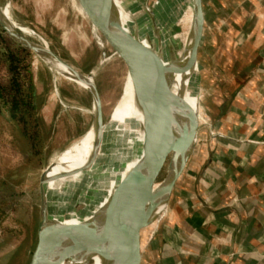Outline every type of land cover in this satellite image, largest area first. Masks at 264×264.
<instances>
[{
    "label": "crops",
    "instance_id": "crops-1",
    "mask_svg": "<svg viewBox=\"0 0 264 264\" xmlns=\"http://www.w3.org/2000/svg\"><path fill=\"white\" fill-rule=\"evenodd\" d=\"M201 5L196 143L140 264H264V0Z\"/></svg>",
    "mask_w": 264,
    "mask_h": 264
},
{
    "label": "rangeland",
    "instance_id": "rangeland-1",
    "mask_svg": "<svg viewBox=\"0 0 264 264\" xmlns=\"http://www.w3.org/2000/svg\"><path fill=\"white\" fill-rule=\"evenodd\" d=\"M146 1L152 5L154 0ZM116 2L122 10L119 0ZM0 7H7L12 22L17 25L16 30L24 37L48 47L75 70L91 76L99 93L105 124L118 105L129 77L126 65L93 29L78 0H0ZM190 9L184 3L181 11L164 24L162 32L172 57L185 44ZM0 29L3 30L1 26ZM208 32L212 36L223 35L224 30H206L203 36H208ZM6 52L5 45L0 42V80L3 82L8 78ZM29 63L35 110L33 116L27 118V130L34 138L29 139L22 133L21 125L12 118L6 106L0 108V264L29 263L37 242L40 175L84 135L95 120L94 99L88 89L57 71L54 64L33 51ZM109 152L110 145L105 142L97 160V170H102ZM61 159L66 160L65 155ZM167 167L168 161L159 172L156 184L166 177ZM140 190L137 188V194ZM94 195L90 191L85 203L77 204L74 210L80 212L85 204H95L99 198ZM50 198L48 214L58 202L55 197ZM92 216L98 220L108 218L101 213ZM140 245L142 247V243ZM92 261L84 264H94Z\"/></svg>",
    "mask_w": 264,
    "mask_h": 264
},
{
    "label": "water",
    "instance_id": "water-1",
    "mask_svg": "<svg viewBox=\"0 0 264 264\" xmlns=\"http://www.w3.org/2000/svg\"><path fill=\"white\" fill-rule=\"evenodd\" d=\"M84 15L104 39L106 44L124 62L131 84L133 99L140 107L143 120L151 136L163 148L165 156L149 178L142 202L132 206H122L118 212L106 219L94 216L72 225L60 236L52 237L47 199L44 184L50 171L49 164L41 173L39 180L40 206L37 227V242L28 264H84L94 256L106 263H118L133 257L132 264H140L141 240L157 229L167 213L174 189L184 172L196 143L198 123L193 115L186 114L169 100L170 85L164 89L156 75H148L135 65L137 48L133 36L123 25L114 0H78ZM0 26L18 43L38 56L55 60L70 72V77L80 83L91 79L83 75L69 63L60 58L48 47L33 43L16 26L4 17L0 7ZM203 12L201 0H192V15L186 41L180 56L173 63L178 68L186 61L189 68L197 66V50L202 36ZM105 55V50L102 51ZM185 64V63H184ZM86 89L93 95L95 120L92 126L95 136L100 135L103 114L99 93L92 83ZM168 161L166 180L170 177L165 191L155 190L157 176L164 163ZM140 171H131L114 198V206L120 207L136 184L142 185ZM162 180V181H163ZM153 188V189H152ZM93 262V261H92Z\"/></svg>",
    "mask_w": 264,
    "mask_h": 264
},
{
    "label": "bare ground",
    "instance_id": "bare-ground-1",
    "mask_svg": "<svg viewBox=\"0 0 264 264\" xmlns=\"http://www.w3.org/2000/svg\"><path fill=\"white\" fill-rule=\"evenodd\" d=\"M114 2L120 13L121 22L131 32L135 41L137 48L135 65L149 76L155 74L162 89L169 84V100L186 114L193 115L197 122V66L189 68L190 65L186 63L189 60L188 55L185 64L173 68V63L180 56L184 46L176 52L175 57H172L167 51V38L162 32L167 20L179 13L184 3L191 7L188 21L190 25L192 0H154L152 5L146 0H119L122 10L116 0ZM2 12L4 17L13 23L7 7H3ZM47 60L54 64L57 71L71 78L70 72L60 63ZM75 82L83 88L90 84L88 79L84 80L87 84ZM105 142L110 145V152L102 170L99 171L97 160ZM63 155L66 160L61 159ZM62 156L51 165L44 184L48 209L51 203L50 197H55L58 201L49 214L52 237L62 235L70 226L83 222L97 213L106 214L109 218L122 206H132L142 202L146 193L151 190V188L146 189L149 176L160 165L165 152L146 130L142 111L133 99L128 78L123 95L108 121L103 125L100 135L95 136L91 127L68 146ZM134 170L141 172L142 185L133 186L123 204L120 207L114 206L116 194L130 172ZM169 180L170 177L158 184L155 183L153 188L165 191ZM137 188H141L139 194ZM90 191L94 192V196L99 200L95 204H85L80 212H76L74 207L79 203L84 204L85 197ZM92 260L94 264H114L106 263L97 256ZM132 263L133 257L115 264Z\"/></svg>",
    "mask_w": 264,
    "mask_h": 264
},
{
    "label": "trees",
    "instance_id": "trees-1",
    "mask_svg": "<svg viewBox=\"0 0 264 264\" xmlns=\"http://www.w3.org/2000/svg\"><path fill=\"white\" fill-rule=\"evenodd\" d=\"M0 31V42L7 51L4 57L8 72L6 81L0 80V108L6 106L12 118L21 125L22 133L33 139L27 130V118L32 117L35 110V89L29 63L31 51L14 42L2 29Z\"/></svg>",
    "mask_w": 264,
    "mask_h": 264
}]
</instances>
